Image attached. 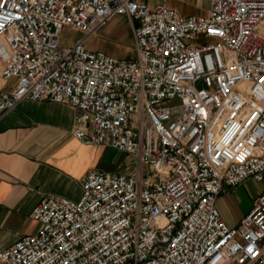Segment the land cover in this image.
<instances>
[{"label": "built area", "instance_id": "built-area-1", "mask_svg": "<svg viewBox=\"0 0 264 264\" xmlns=\"http://www.w3.org/2000/svg\"><path fill=\"white\" fill-rule=\"evenodd\" d=\"M187 16L139 0H0V119L24 99L74 107L73 135L135 158L89 169L72 200L43 195L0 264H264V188L236 226L217 197L264 179V0ZM134 55L85 42L112 16ZM68 27L82 36L60 42Z\"/></svg>", "mask_w": 264, "mask_h": 264}, {"label": "crops", "instance_id": "crops-1", "mask_svg": "<svg viewBox=\"0 0 264 264\" xmlns=\"http://www.w3.org/2000/svg\"><path fill=\"white\" fill-rule=\"evenodd\" d=\"M139 1L150 6L165 3L187 16L207 15L209 10L208 0ZM132 25L125 16H112L94 34L103 42L96 50L114 44L124 53L135 52ZM75 31L80 38L82 33ZM13 82L0 77V89H10ZM74 116L71 105L24 99L0 119V248L12 246L19 237L37 229L30 212L43 195L77 200L80 181L91 168L125 173L137 170L134 157L98 144H84L74 137ZM248 181L216 199L220 216L229 226L240 223L264 188L262 183L257 190L247 191Z\"/></svg>", "mask_w": 264, "mask_h": 264}, {"label": "rangeland", "instance_id": "rangeland-1", "mask_svg": "<svg viewBox=\"0 0 264 264\" xmlns=\"http://www.w3.org/2000/svg\"><path fill=\"white\" fill-rule=\"evenodd\" d=\"M78 37V34L77 32L72 29V28H68V27H65L61 30L60 32V42L64 45H71L74 43V41L77 39ZM87 45H85L87 48L88 46L92 47L91 50H96V45L98 44H102L103 42L101 41V38L98 34L96 35H92L89 40L87 41ZM97 45V46H98ZM114 44H112L109 48H105V46L103 47H100V48H97V49H101L103 51H105L106 53L110 54V55H113V56H116L118 58H128L132 55H134V52L131 51V52H127V53H124V49H116L114 46ZM264 183V179L262 181H255V180H252V179H249V181L246 183L245 185V188L247 189V191H255L258 189L259 187V184H262Z\"/></svg>", "mask_w": 264, "mask_h": 264}]
</instances>
